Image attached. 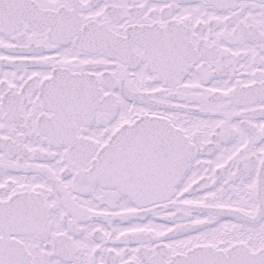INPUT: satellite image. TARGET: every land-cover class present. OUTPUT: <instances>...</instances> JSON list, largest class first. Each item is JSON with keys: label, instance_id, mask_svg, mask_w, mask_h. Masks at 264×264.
<instances>
[{"label": "snow or ice", "instance_id": "1", "mask_svg": "<svg viewBox=\"0 0 264 264\" xmlns=\"http://www.w3.org/2000/svg\"><path fill=\"white\" fill-rule=\"evenodd\" d=\"M0 264H264V0H0Z\"/></svg>", "mask_w": 264, "mask_h": 264}]
</instances>
